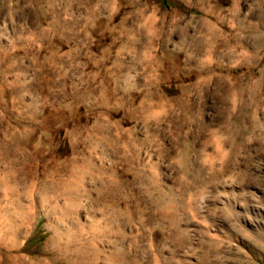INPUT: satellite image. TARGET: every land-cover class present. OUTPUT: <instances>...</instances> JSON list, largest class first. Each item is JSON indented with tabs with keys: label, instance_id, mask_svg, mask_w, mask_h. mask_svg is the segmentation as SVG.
Segmentation results:
<instances>
[{
	"label": "rangeland",
	"instance_id": "rangeland-1",
	"mask_svg": "<svg viewBox=\"0 0 264 264\" xmlns=\"http://www.w3.org/2000/svg\"><path fill=\"white\" fill-rule=\"evenodd\" d=\"M119 1L0 0V264H264V87L233 109L168 65L206 11L264 31V0ZM138 169L170 191L154 233L104 192Z\"/></svg>",
	"mask_w": 264,
	"mask_h": 264
},
{
	"label": "bare ground",
	"instance_id": "bare-ground-1",
	"mask_svg": "<svg viewBox=\"0 0 264 264\" xmlns=\"http://www.w3.org/2000/svg\"><path fill=\"white\" fill-rule=\"evenodd\" d=\"M129 2L131 1H119V3L114 6L113 11L116 13L120 12L122 7L128 5ZM36 10L39 14L44 13L38 8H36ZM45 11L54 12V7L50 5ZM92 11L95 12L96 10L93 9ZM162 16V20L165 22L168 15ZM236 16L237 15H232L230 24L229 21L226 22L220 12L215 9L206 11L200 15L199 24L201 30L197 34H188L187 27L181 29L180 44L189 51L181 50L176 57L168 59V65L174 66L179 73L184 63L189 64L188 73L182 76L177 82V84L184 87L185 93L193 90H202L207 87L209 83L214 82L215 91L220 98V103H232L230 106H232L233 109H235L234 107L237 105L236 96L240 93L238 91L239 87L247 85L245 88L248 91L254 87H264V31L258 30L257 27H255L256 25L247 26L238 22ZM56 24L64 25V22L59 21ZM160 28L161 27H158V29ZM250 46L253 48L252 52L246 50V48ZM169 75V72H167L164 76V80L167 79V77L170 78ZM148 95L149 92L141 94L142 97H147ZM146 97L133 100L137 105L135 106L141 111H156L159 108H161L159 109L160 111L166 110L173 102L163 96L162 93L157 98L152 97L151 101H148ZM231 97H233V99ZM184 101L180 104L184 112L183 116L186 117L185 111H187L188 106ZM123 146L126 151H128L127 146L125 144ZM125 189L127 190L125 193L127 198L125 197L124 200H119L114 196L117 194L122 195ZM169 189L170 188H168V190ZM139 191H141L143 195L137 197V192ZM166 191L162 189L155 179L147 180L140 169L134 172L133 178L118 182L114 180L109 186H106V190H104L107 196L111 197L113 195L110 200V205L115 209L117 217L122 222H133V220L137 218V223L142 227L152 225V232L155 231L153 226L155 222L153 215L157 213L161 215L165 214L163 207H165V203H167L169 199L168 193L170 192L167 191V193ZM126 201H130L131 204H126ZM151 208L155 209L154 213L149 211ZM146 215H148V217L145 221ZM92 231L95 235L96 233H103L102 231L96 230V228H92Z\"/></svg>",
	"mask_w": 264,
	"mask_h": 264
}]
</instances>
